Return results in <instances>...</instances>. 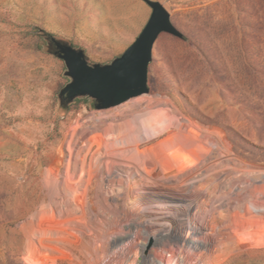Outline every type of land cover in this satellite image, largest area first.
<instances>
[{"label": "rangeland", "instance_id": "374dc122", "mask_svg": "<svg viewBox=\"0 0 264 264\" xmlns=\"http://www.w3.org/2000/svg\"><path fill=\"white\" fill-rule=\"evenodd\" d=\"M158 1L183 37L165 32L158 35L148 65L147 93L96 108L95 99L89 96L69 102L58 96L70 78L64 74L63 60L52 53L49 34L83 49L90 65L108 64L141 31L151 12L147 3L0 0V264L59 263L44 247L40 251L45 258L32 261L24 244L34 229L30 215L51 201L54 183L62 187L60 198L68 197L65 189L69 187L81 191L75 177L82 167L74 152H69L73 129L92 128L96 114L115 112L118 121L132 126L118 137L135 145L143 137L138 125L146 123L153 130L158 129L160 119L171 123L174 108L188 121L187 128L180 130L172 123V130L165 133L164 127H159L162 140L175 147L180 132L190 146L192 160L185 165L165 155L163 164L148 171L169 180L163 195L173 193V188L187 191L189 181L195 179L197 193L191 201L197 206L193 210L203 212L200 218L211 237L206 250L194 251L197 264H264V0ZM129 103V114L118 113V108ZM197 130L206 132L208 138L199 137ZM77 137L76 147L85 136ZM210 138L219 140V147L210 146ZM195 145L204 158L202 163L195 158ZM94 151L95 147L89 146L86 158ZM101 157L98 153L92 161L90 200L98 181L102 190L129 188L133 201L141 179L136 175L126 178L122 169L130 163L118 166L120 175L116 177L106 176L105 169L99 181ZM148 158L160 159L151 149ZM254 170L262 175L254 179ZM230 182L246 187L249 193L258 192L259 198L249 206L244 197L230 200L224 193ZM124 200L118 195V205L136 211L146 227L139 201ZM255 203L260 207L252 208ZM80 206L81 201H76L67 210L72 212L74 207L71 224L79 222L82 229L64 231L66 246L81 254L84 246L95 240L101 251L110 240L108 226L101 215L87 221ZM55 222L60 228L67 224ZM93 222H98L97 227ZM143 228L132 231L130 248L137 243L136 264H152L154 256L166 261L160 251L163 236L154 239ZM100 230L105 235L94 238ZM56 231L47 228L43 235L52 239Z\"/></svg>", "mask_w": 264, "mask_h": 264}, {"label": "bare ground", "instance_id": "6f19581e", "mask_svg": "<svg viewBox=\"0 0 264 264\" xmlns=\"http://www.w3.org/2000/svg\"><path fill=\"white\" fill-rule=\"evenodd\" d=\"M164 103H166V101H164ZM130 104L131 103L118 108V113L127 112L129 114L132 108ZM172 113L173 117L171 118V123H167L164 119H160L158 122V129L150 130L146 123L138 125L139 130L143 133V137L140 139L139 143L135 145L129 142L127 138L120 139L118 137V135H121L120 133L122 131L126 132L131 130L132 126L123 125L124 122L118 121V115L115 112L112 114H104V112L96 114L93 119L96 125L92 128L88 127L86 129H81L79 132L77 128L73 129L69 141V152H74V155L78 159L77 162L82 167V169H79L80 174H77L78 176L75 175L79 183V188H82L81 191H79L77 190L78 187H69L68 190L65 189L68 197L63 196L60 198L63 192L62 187L59 182L54 183V197L49 203L42 205L41 208H39L40 210L34 211L30 215L31 222L34 224V229L27 237L24 247L26 254L32 261L45 258L40 251V247H44L62 264H136L135 248L137 243L134 245V249L130 248L132 242H134L132 231H135V229L136 231L142 229V223L136 211H131L125 205L119 206L117 203L118 195L124 196V201H132L129 196V188H126L127 190L124 191L121 189L122 187H108L106 190H102L99 185L100 182L98 183L97 181V184L93 187V201H91L89 197L92 161L98 153H101V163L98 167L100 176L99 181L105 176V169L107 170L106 176H119L120 169H118V166H123L127 162L130 163L129 166L122 169L126 178L128 179L130 176L136 175L141 179L137 184L135 190L136 195L133 201H139L140 203V211L144 215L146 225V227L143 228L144 232L154 239L156 236H163L161 238L162 244L160 251L167 256L166 261H163L158 256L152 257V264H197L196 252L194 251L198 249L206 250L211 237L210 234L204 230L205 223L203 219L200 218L203 212L193 210L194 207L197 206L195 202L191 201L193 196L197 193L195 179L189 181L187 191H183L184 189L182 190L181 188H173V193L163 195L164 191L162 189L167 187L169 180L165 177H160L155 172L151 173L148 171V168H157L158 164L164 160L163 157L165 155L172 158L176 157V160H180L185 163V165L192 160L188 153L190 146L185 140L183 141L180 132L176 136L177 140L175 147L168 143L166 139L162 140L160 134L161 129H159V127H164L165 133L172 130V123L175 124L174 128H179L180 130L181 128H187L188 121L183 118L176 108L172 109ZM196 132L199 137L208 138L206 132L202 130H197ZM78 135H84L85 138L83 137L84 141L82 144L76 147L74 140L78 138ZM218 141L217 139L210 138V146L216 144L219 147L220 143ZM89 146H94L95 151L92 153L90 159H87L86 151ZM150 149L152 154L156 153L159 155V160H148ZM194 149H196L194 155L197 162L200 161L202 163L204 158L199 154V147L195 145ZM229 154L228 152V155ZM131 156L132 162L130 161ZM163 162L161 164H163ZM174 163L177 166H181L178 161H174ZM253 173L254 175L256 174L254 179L262 175V172H259V170H254ZM245 189L230 182L225 188L224 193L230 200L244 197L245 202L248 203L245 205L249 206V203L254 204L260 194L258 192L249 193V191ZM153 194H157L158 196L154 197L152 196ZM76 201H81L83 207H80L81 209L83 208L82 212L84 216H86L87 221L91 219L93 215H101L105 220V225L108 226L107 233L108 236H110V240L108 239L105 241L101 251L97 249L96 243L94 242L95 240L92 242L89 241V243L84 246L81 254L76 253L66 246L67 239L64 237V233L72 229L75 230L74 227L80 228L79 230L82 229V224L80 225L79 222H77L78 224H75V226L71 224L75 218L73 215L74 207L71 210L72 212L67 211ZM259 205L255 203V205H251V207L254 208L255 206L259 208ZM47 210H50V212H47ZM183 214L187 215L184 219L181 218ZM48 221L52 222V224L50 225ZM55 221H62L67 224H64V226L60 228ZM97 223L98 222H93L92 226L97 227ZM47 228L58 231H56L57 233L54 238H45L43 232ZM101 231L102 230H100V232ZM102 234V232L101 234L96 233L94 238L105 235ZM150 249L153 253L156 251L155 248L150 247Z\"/></svg>", "mask_w": 264, "mask_h": 264}, {"label": "water", "instance_id": "95a60500", "mask_svg": "<svg viewBox=\"0 0 264 264\" xmlns=\"http://www.w3.org/2000/svg\"><path fill=\"white\" fill-rule=\"evenodd\" d=\"M144 1L151 9L144 26L125 50L108 64L90 65L83 49L49 34L52 53L63 60L64 74L70 78L59 90L61 100L69 102L78 96H89L95 99L96 108H108L148 92V65L158 35L165 32L182 38L183 34L172 24L170 14L161 2ZM114 67L122 69L120 84L112 83Z\"/></svg>", "mask_w": 264, "mask_h": 264}, {"label": "snow or ice", "instance_id": "6c2138e0", "mask_svg": "<svg viewBox=\"0 0 264 264\" xmlns=\"http://www.w3.org/2000/svg\"><path fill=\"white\" fill-rule=\"evenodd\" d=\"M111 71L113 73L112 83L113 84H120L123 80V77L120 75L122 69L114 67ZM123 71L127 72V69H124Z\"/></svg>", "mask_w": 264, "mask_h": 264}]
</instances>
